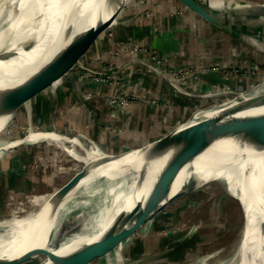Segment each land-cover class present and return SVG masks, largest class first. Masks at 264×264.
I'll list each match as a JSON object with an SVG mask.
<instances>
[{"label":"rangeland","instance_id":"1","mask_svg":"<svg viewBox=\"0 0 264 264\" xmlns=\"http://www.w3.org/2000/svg\"><path fill=\"white\" fill-rule=\"evenodd\" d=\"M1 1L4 2V8L0 11L2 27L9 10L14 14L19 11L18 0ZM163 1L130 0L121 17L126 13L128 18L134 20H153L158 34L168 31L163 23L167 13L181 15L182 21L187 18L186 23L178 24L173 27L174 31L170 29L167 32L170 33L169 37L173 34L180 42L182 50L179 53L166 58L159 57L143 41L129 43L121 36L118 49L108 64H101L97 54L99 49L95 50V43L92 50L87 52H93V55L86 56L91 61L86 60V57L83 59L93 72L85 79L94 83L106 82L119 89V94H112L108 98L111 106L120 111L130 105L149 106L151 116L147 121H144L143 116H136L135 121L133 120L132 124L137 126L135 128L139 132H142L145 122L155 127L158 124L164 125L161 131L171 132L192 120L197 112L231 101H240V95L255 92L264 82V18L252 16L248 8L252 3L262 4V0H220L227 8L226 15L221 19L225 24L222 29L211 26L176 0H172L168 8ZM186 13L190 16L187 17ZM93 18L88 21L84 30L94 24ZM107 34L102 35L100 40L106 39ZM21 44L25 45L27 42ZM8 46L7 41L6 47ZM180 55H185L186 59L193 55L191 58L195 62H186L187 65L171 69L173 60ZM133 69H140L150 79H159L163 88L157 89L151 85L143 94L124 92L128 78H133ZM202 73L208 78V75L217 73L218 77L212 83L208 78L201 82ZM204 85L207 89H200ZM158 94L161 95L157 96ZM255 94H258L257 91ZM78 97H81L80 101L71 106L58 105L56 97L55 100L51 97L45 122L42 123L41 120L39 124L38 113L32 110V103L25 105L0 129L1 140H21L20 145L8 149L0 157V220L22 216L28 210H36L29 203L33 196L53 194L83 166L65 152L70 148L67 139L74 141L80 136L85 137L83 146L74 145L75 153L79 156L94 149L104 155H118L148 143H143L146 140L143 138L142 141L125 147L126 149L115 146L112 150H106L101 147V142L88 132L86 121L78 117L85 111L86 100L94 96L84 93ZM140 124H143L141 129ZM112 129L116 128L112 127L110 131ZM28 130L46 131L65 137L59 140V144L43 140L24 143L29 135L24 137ZM145 134L146 132L144 137ZM102 181L98 179L86 193L71 201L68 213L62 219L61 231L66 229L68 235L91 232L89 222L96 218L99 210L109 206L110 198L103 194L115 184ZM154 218L155 221L150 227L138 229L124 239L100 263L231 264L241 237L243 217L238 202L220 185L210 182L200 189H189ZM42 258L44 259L39 255L23 264H38ZM98 261L99 259L93 263L97 264Z\"/></svg>","mask_w":264,"mask_h":264},{"label":"bare ground","instance_id":"2","mask_svg":"<svg viewBox=\"0 0 264 264\" xmlns=\"http://www.w3.org/2000/svg\"><path fill=\"white\" fill-rule=\"evenodd\" d=\"M102 2L103 0H18L19 12L14 14L12 10H9L2 27L0 25V91L13 88L31 78L41 66L57 57V53L67 44L74 42L77 38H85L89 29L107 20L115 6L100 12ZM203 2L207 6L210 4L215 6L214 3H216L215 0H203ZM3 3L0 0V11L4 8ZM218 8L216 12H222L221 7ZM223 16H225L224 13L218 15L220 19ZM92 18L94 24L84 30ZM257 18H264V16ZM7 41L8 47H6ZM23 42L27 44L22 45ZM256 91L264 92V82ZM255 92L240 95L238 99H250ZM236 103L237 101H231L222 106L218 105L219 107L197 112L192 120L181 124L177 132L186 131ZM259 114H264V105L249 108L236 116ZM12 116L0 117V129ZM64 137L50 132L31 130L24 143H34L41 138L57 141ZM84 139L83 136L74 141L67 139L70 147L66 150L67 153L76 159H81L75 153L74 145L83 146ZM250 140V137L238 134L217 138L211 142L190 163L182 167L167 196L157 204V207L166 204L174 195L190 185L191 178H194L196 182L186 189L197 190L205 183L211 182L220 185L232 197L239 199L246 216L231 264H264V148L254 147ZM20 142L21 140L17 139L13 141L0 139V157L8 149L20 145ZM149 145L141 150L122 153L119 158L100 167L89 164L85 175L57 205L53 206L50 202L52 194L33 196L29 203L32 207H36L37 211L25 210L22 216L0 220V260L13 261L22 257H30V260H33L40 255L36 251L41 249L64 256L82 245L99 242L111 230L114 232V230L131 229L139 214L146 210L149 214L153 213L156 201L148 202L150 189L142 190V186L146 183L151 188L152 183L177 149L168 148L159 151L154 144ZM87 155L84 158L87 164L90 158L102 156L95 149ZM129 174L132 175V183L127 181L126 176ZM119 178L123 180H118ZM98 179L115 183L103 194L109 196L110 206L97 212L98 215L89 224V227L93 229L90 234L77 235L64 240L69 233L67 234L66 229L61 231L60 228L62 219L68 213V205L79 195L86 193L85 191ZM132 187L133 190L141 187V190L134 195L131 193ZM136 204L140 209L132 213V208ZM154 221L155 218L149 220L139 229L145 226L150 227ZM108 253L98 258L97 264L103 263L102 260Z\"/></svg>","mask_w":264,"mask_h":264},{"label":"water","instance_id":"3","mask_svg":"<svg viewBox=\"0 0 264 264\" xmlns=\"http://www.w3.org/2000/svg\"><path fill=\"white\" fill-rule=\"evenodd\" d=\"M129 1L130 0H103L100 12L108 9V7L110 6H115L113 13L107 20L97 24L94 28L89 29L88 35L85 38H77V40H74V42L67 44L62 50L57 53V57L53 58L47 64L41 66L31 78L25 80L23 83L13 88L0 91V117L14 115L20 108L24 107L25 105L31 104L43 97H46L52 92L56 93L64 88H73L77 85L78 82L83 81V79H85L89 73H93L91 72L92 69L88 67V64H86L83 59L86 56H90V53L87 54V52L92 50V45L94 43L95 50L99 49V52H97V54L99 56V59L101 60V64H108L110 59L112 58V55H114L118 49V43L120 42V38L127 21V15H125L126 13L123 14V17H121V13L123 12L125 5ZM176 1L211 26L220 29L225 28V24L218 17V15H222V13L226 15V7L221 8L222 12L217 13L216 10L209 8L200 0ZM248 8L250 9V14L252 16H264V3H252L248 6ZM106 33H108L106 39H102L101 41V36L105 35ZM91 55H93V52H91ZM80 60L82 61L79 62ZM86 60L91 61V58L87 59L86 57ZM261 105H264V92L255 94L250 99L237 101L235 105L225 109L220 114L206 119L186 131L182 130L177 132L176 128L166 135H163L158 139L145 144L144 146L150 143V145L154 144L156 150L159 151H164L168 148L177 149L168 164L160 172L157 179L152 183V185L150 184L151 188L148 184L146 185V183H144L142 186V190L150 189L147 197L148 202L156 201V208L154 212L149 214V212L146 210L143 213L139 214L137 219L134 221L133 227L131 229H124L121 231H115L113 229L114 232H112L111 230L110 232L112 233L109 232L99 242L93 243L91 245H82L77 250L64 256H58L54 252L49 250H38L36 251V253L44 257V259L42 258L43 260L38 264H91L95 260H98V258L113 250L120 242L136 232L144 223L153 219L168 204L183 196L189 190L186 189L187 187L189 188L191 184H195V179L191 178V180H189V186H186L184 190L174 195V197L169 199L166 204L157 207V204L162 201L169 193L171 186L182 167L190 163L199 153H201L205 148L209 146L211 142H213L217 138H222L229 135L232 136L243 134L251 138L250 141L254 147L264 148V114L241 117L236 116V114H238L239 112ZM29 132L30 130H28L24 137H26ZM41 140L54 142L56 144L60 143L59 140H44L43 138H41ZM144 146L136 149L126 150L122 153L131 150H141L142 148H144ZM65 152L67 151L65 150ZM120 154H102V156L90 158L91 160L88 161V164L84 160V158L88 156L87 153L83 156H78L81 159H76L72 156L76 161L81 162L83 166L52 194L50 202L53 204V206L61 202V200L85 175L89 164L90 166L92 165L94 167H100L102 165L109 164L110 162L119 158ZM126 178H128V180L126 179L128 183H132L133 178L131 174L126 176ZM118 180L123 179L119 178ZM140 190L141 187H136L134 188V190L132 187L131 193L136 195ZM228 195L238 202L243 217L244 227L246 215L243 204L239 199L232 197L230 194ZM109 203L111 204L110 201ZM139 209V205L136 204L132 208V213L136 212ZM92 231L93 229H91V232ZM77 235L80 236L86 234L73 233L72 235H67L68 237H66L64 240H68L70 237H74ZM28 260H30V257H22L13 261L0 260V264H23Z\"/></svg>","mask_w":264,"mask_h":264},{"label":"crops","instance_id":"4","mask_svg":"<svg viewBox=\"0 0 264 264\" xmlns=\"http://www.w3.org/2000/svg\"><path fill=\"white\" fill-rule=\"evenodd\" d=\"M200 1L204 3L203 0ZM262 1L264 3V0ZM171 2L172 0L163 1V3L166 5V8L170 7ZM215 2V6H211L213 4H210L208 5L209 8L211 7V9L217 11L219 9L218 7H225V4H222V1L215 0ZM158 10L160 11V9ZM188 14L189 13H186L187 17L190 16ZM164 17L165 19H163V23L167 26L168 31L170 29L174 31V26H177L181 23H186L187 19L184 18V21H182L183 17L174 13L170 15L167 13L166 15H164ZM153 22V20L145 19L134 20L132 18H128L127 16V21L122 33L123 40L129 43L143 41L144 44H148V46L151 47V49L153 50V54L159 57L165 56L166 58L168 55L179 53L182 50V47H180V42L177 41L175 35L172 34V37H169L168 34L170 33H167L168 31L158 34V28L153 24ZM124 52L126 53V50H124ZM182 56L180 55L175 61L173 60L171 69L173 67H182L184 65H187L186 62H195V60L191 58V56L193 55H191L189 59H186L185 55ZM133 71V78H128L127 84L124 88V92H139L140 94H143L144 90L148 89L151 85L156 87L157 89L163 86V83L159 79H150L149 77L144 75L143 71H141L140 69H133ZM208 76L210 77L208 78L204 73H202L201 82H205V79L208 78L210 79L209 82L212 83V81L214 82L215 77H218V74L215 73ZM209 84L210 83H207V85ZM201 87L202 88L200 89L202 90L207 89L205 85ZM157 89L154 90L157 92ZM165 90L167 89L165 88ZM84 93L90 94L94 97L92 99L86 100L85 111L78 115V117H80V120L83 119L84 121H86L88 132L92 133L96 137V139L101 142V147H105L106 150H112L115 146L124 149L125 147H129L130 144H136L137 142L142 141L143 138L146 139L143 143H149V141H154L159 137L169 133L168 131H161L162 128L165 127L164 125L158 124L155 127L151 123L147 122H145L144 125L140 124V129L142 128L141 125H143L144 128H142L143 130L141 129L142 132H139V130L135 128L137 126H134L132 124L133 120L135 121L136 116H143L145 119L144 121H147V118L149 119V116H151V109L149 108V106L135 107L133 105H130L125 110L120 111L114 106H111V104H109L108 102V98L112 94L120 93L119 89L116 88V86L110 85L106 82L94 83L93 81H89L88 79L78 82L77 85L73 88L70 87L61 89L58 92L53 93V95H47L46 97L33 102L31 106L32 110L38 113V124L39 122L41 123V120H43L42 123L45 122V115H47V110L49 108L48 105L51 97L54 100L56 97L55 101L56 104L58 103V105L69 104V106H71V104L79 102L81 97L78 96L81 94L83 95ZM160 95L158 94L157 96ZM106 127L108 129H105ZM112 127L116 129H112V131H110ZM144 132H146V137H144ZM106 139H108L109 141H107Z\"/></svg>","mask_w":264,"mask_h":264}]
</instances>
